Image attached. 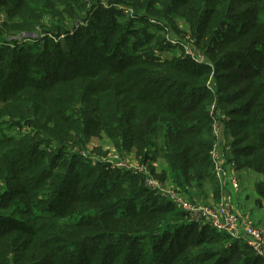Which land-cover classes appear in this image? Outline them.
Listing matches in <instances>:
<instances>
[{
	"label": "trees",
	"instance_id": "16d2710c",
	"mask_svg": "<svg viewBox=\"0 0 264 264\" xmlns=\"http://www.w3.org/2000/svg\"><path fill=\"white\" fill-rule=\"evenodd\" d=\"M0 8V264H264L242 242L189 223L142 175L72 152L104 135L140 164L165 163L168 180L149 166L160 182L191 199L208 187L218 201L215 101L236 170L261 176L264 200V0H0ZM176 19L212 69L161 57L175 47L164 37ZM22 34L29 48L14 39ZM61 36L66 51L51 40Z\"/></svg>",
	"mask_w": 264,
	"mask_h": 264
},
{
	"label": "built area",
	"instance_id": "2783aa9c",
	"mask_svg": "<svg viewBox=\"0 0 264 264\" xmlns=\"http://www.w3.org/2000/svg\"><path fill=\"white\" fill-rule=\"evenodd\" d=\"M150 21L155 23L153 19ZM164 39L172 46H180L184 57L191 59L195 64L213 68L212 64L196 47L190 46L184 41L171 38L168 35H165ZM206 88L209 92L216 93L217 83L213 73L210 74L206 82ZM209 115L212 118V135L215 138V143L210 151L213 175L219 186H223L228 179V168L232 173L235 172L236 168L234 162H229L226 155L219 150L218 141L221 135V122L225 119V114L220 110L215 101L209 106ZM232 144L233 138L231 137L226 143V148L230 151ZM72 152L79 155L85 162L109 164L120 172H132L142 175L145 187L155 195L173 203L174 207L185 215L189 223L198 226L207 225L217 233L228 236L232 241L242 242L256 256L264 259V231L252 225L248 220L238 218L232 212V208L228 202L218 201L216 205H205L195 200L191 201L170 181L160 182L151 175L149 164L143 165L129 161L125 152L119 153L114 149H110L108 155L102 157L90 154L85 148L73 147ZM229 180L234 187H238L239 181L235 174Z\"/></svg>",
	"mask_w": 264,
	"mask_h": 264
},
{
	"label": "crops",
	"instance_id": "0c3cea01",
	"mask_svg": "<svg viewBox=\"0 0 264 264\" xmlns=\"http://www.w3.org/2000/svg\"><path fill=\"white\" fill-rule=\"evenodd\" d=\"M230 135L221 134L218 141L219 150L226 155L229 162H233L231 151L226 148ZM110 149V148H109ZM150 168L157 175L165 174L167 180L169 174L167 166L161 160L151 162ZM227 168V166H226ZM236 168V166H235ZM235 174L238 178L239 185L234 187L229 178ZM228 179L223 186H219V200L226 201L230 204L232 212L242 220H248L252 225L261 228L264 231V200L257 194L255 184L261 180V176L250 169H240L231 172L228 168Z\"/></svg>",
	"mask_w": 264,
	"mask_h": 264
},
{
	"label": "rangeland",
	"instance_id": "374dc122",
	"mask_svg": "<svg viewBox=\"0 0 264 264\" xmlns=\"http://www.w3.org/2000/svg\"><path fill=\"white\" fill-rule=\"evenodd\" d=\"M3 11H4V9L0 8V23H1V20L5 18ZM149 22L152 23L151 21H149ZM80 25H83V24L82 23L77 24V26H80ZM167 25H168V29H169V33H168V29L166 28L167 29L166 30L167 35L169 34V36L173 37L174 39H177L179 41H184V42L188 43L190 46H194L193 40H191L189 37L188 27L186 26V24L184 23L183 20L176 19L171 25H169V24H167ZM71 26L72 25L69 24L68 29L70 27V29H69L71 32L70 34H73L76 31L77 26L76 27L73 26L72 28H71ZM150 30H151V28H150ZM21 36L18 35L16 37H14V39L20 41V44H23L26 48H29V45H32V42H33L30 39L31 37H21ZM162 36H164V34H162ZM51 40L54 43L59 41L62 50L66 51V49H67L66 48V42L63 39V36H61L60 38L51 37ZM197 50L200 51L198 48H197ZM201 54L204 56V54L202 52H201ZM175 55L184 57V53L181 49L178 48V45L175 46L174 48H171L170 50H166V51L161 53V57H163V59H169ZM23 130H22V132H23ZM13 133L14 132H11V134H13ZM74 145H76V144H74ZM83 147L90 154L98 156V157L107 156L110 149H114V147L111 145V142L109 141V139H107V137H105L104 135H100V136H96V137L89 136L87 138L86 143L83 145ZM114 150L116 151V149H114ZM125 153H126L125 155L127 156L129 161H131L132 163H139L138 159L136 158V156L134 154L133 149L125 151ZM154 175L157 176L158 174L157 175L154 174ZM180 191L182 192L181 189H180ZM186 197L191 201L195 200V201L200 202V203L205 204V205H216L218 203V201H216L214 199V197L212 195V191L208 187H206L204 189V191H199L198 193L195 191L194 192V199H191L188 196H186Z\"/></svg>",
	"mask_w": 264,
	"mask_h": 264
},
{
	"label": "water",
	"instance_id": "95a60500",
	"mask_svg": "<svg viewBox=\"0 0 264 264\" xmlns=\"http://www.w3.org/2000/svg\"><path fill=\"white\" fill-rule=\"evenodd\" d=\"M21 37H30L29 35H27V34H22V36Z\"/></svg>",
	"mask_w": 264,
	"mask_h": 264
}]
</instances>
